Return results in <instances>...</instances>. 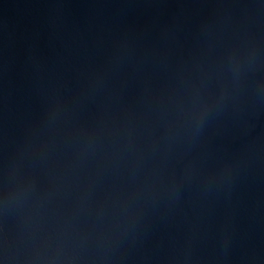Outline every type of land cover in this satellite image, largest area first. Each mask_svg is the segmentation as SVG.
<instances>
[{
  "label": "water",
  "instance_id": "water-1",
  "mask_svg": "<svg viewBox=\"0 0 264 264\" xmlns=\"http://www.w3.org/2000/svg\"><path fill=\"white\" fill-rule=\"evenodd\" d=\"M0 264H264V0H0Z\"/></svg>",
  "mask_w": 264,
  "mask_h": 264
}]
</instances>
